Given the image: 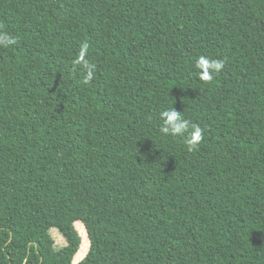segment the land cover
Listing matches in <instances>:
<instances>
[{"label": "trees", "instance_id": "16d2710c", "mask_svg": "<svg viewBox=\"0 0 264 264\" xmlns=\"http://www.w3.org/2000/svg\"><path fill=\"white\" fill-rule=\"evenodd\" d=\"M0 40V264H264V0H0Z\"/></svg>", "mask_w": 264, "mask_h": 264}, {"label": "clouds", "instance_id": "9594fccd", "mask_svg": "<svg viewBox=\"0 0 264 264\" xmlns=\"http://www.w3.org/2000/svg\"><path fill=\"white\" fill-rule=\"evenodd\" d=\"M7 40H0V43H6ZM83 60L81 56L77 60L80 63ZM85 67H88L87 61H83ZM195 66L197 69H201L198 73L199 78L204 81H211L213 79V74L219 72L223 67V62L219 60L211 59L207 56H199L195 61ZM92 72L88 71L87 79H90ZM87 79L85 82H87ZM160 116L163 117V126L160 127V132L166 136L172 137H185V142L189 147V150L194 149L203 138V129L190 121L183 119L181 116V111H177L174 107L163 110L160 112Z\"/></svg>", "mask_w": 264, "mask_h": 264}, {"label": "rangeland", "instance_id": "374dc122", "mask_svg": "<svg viewBox=\"0 0 264 264\" xmlns=\"http://www.w3.org/2000/svg\"><path fill=\"white\" fill-rule=\"evenodd\" d=\"M1 173H2V170H1ZM36 176H37V172L36 171L24 172L23 173V183L25 185L31 184L36 179ZM39 215H40V213H39V211L36 208H33V209L29 210L28 216H29L31 221H36L38 219ZM79 222L78 221L75 222V226H76L77 230L79 229L81 231V233H82V226L79 224ZM50 234H51V236L54 239V244H55V248L56 249H59V248H61L62 246L65 245V241H64L62 235L59 233L57 228H55V227L51 228L50 229ZM81 238H82V236H81ZM81 242H82V239H81ZM85 246H86L85 245V241H84V245H82V247H81V244H80V248H79L78 252L74 256V261L75 262L78 261L79 259H81L85 255V252H84Z\"/></svg>", "mask_w": 264, "mask_h": 264}, {"label": "crops", "instance_id": "0c3cea01", "mask_svg": "<svg viewBox=\"0 0 264 264\" xmlns=\"http://www.w3.org/2000/svg\"><path fill=\"white\" fill-rule=\"evenodd\" d=\"M75 262V261H74Z\"/></svg>", "mask_w": 264, "mask_h": 264}]
</instances>
